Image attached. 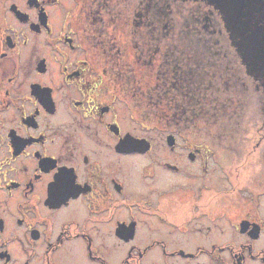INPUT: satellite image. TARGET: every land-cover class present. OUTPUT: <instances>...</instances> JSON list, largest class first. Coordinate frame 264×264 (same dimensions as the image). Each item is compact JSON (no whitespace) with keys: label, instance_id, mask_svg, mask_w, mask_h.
I'll return each mask as SVG.
<instances>
[{"label":"flooded vegetation","instance_id":"1","mask_svg":"<svg viewBox=\"0 0 264 264\" xmlns=\"http://www.w3.org/2000/svg\"><path fill=\"white\" fill-rule=\"evenodd\" d=\"M118 1L127 0H0V264H264V178L212 196L206 183L161 184L183 173L176 156L203 178L211 162L237 171L217 159L224 154L213 152L206 128L193 136L189 126L206 122H178L158 98L141 100L161 93L144 92L142 76L160 75L132 52L114 71V39L128 43L127 19L105 20ZM229 1L248 26L264 27L262 0ZM152 2L157 22L175 16L163 28L174 30L176 53H187L191 78L206 70L246 81L256 101L264 29L232 40L227 26L237 34L245 26L231 25L214 0ZM130 78L140 86L129 88ZM136 172L154 183L136 190Z\"/></svg>","mask_w":264,"mask_h":264},{"label":"trees","instance_id":"2","mask_svg":"<svg viewBox=\"0 0 264 264\" xmlns=\"http://www.w3.org/2000/svg\"><path fill=\"white\" fill-rule=\"evenodd\" d=\"M117 5V8L107 12L109 18H105L106 24L113 27L125 26L121 20L127 19L125 24L128 43L120 36L114 39L116 46L112 50L115 59H118L113 62L114 71L115 69L116 72L121 71L122 54L127 50L132 52L137 60V66L144 72L160 75L159 79L155 80L153 88L160 89L161 93H157L156 96L152 92L144 93L142 98L145 99V103L152 104L155 97L159 99V104L165 107L167 115L172 112L176 114L178 122H206L203 125L189 126L193 136L200 137L202 129L204 131L206 128L213 152L233 155L217 158L223 160L226 168L231 171L237 168L236 163L246 160L245 157L242 159L235 154L254 152L259 154L260 157L254 161L258 163L255 166L256 172L252 173L250 178L256 179V185L263 183L261 182L264 178L261 172L263 167L259 166V162L264 164V82L263 85L259 84L256 87L254 103L249 101V86L243 80H223L220 83L224 90L219 93L220 87L216 89L214 84L216 79L206 77V70L203 78L194 72L192 74L194 78L189 76L185 58L187 53H176V46L172 43L174 32H169L174 30L163 28L164 25H174L175 16L161 14L157 22L152 0L118 1ZM126 8L128 13L123 16L121 11ZM192 18L193 24L205 25L202 17ZM107 27L108 25H105L102 29L103 33L105 30L108 32ZM157 27L159 29L156 35L152 29ZM185 40H188V36ZM129 81V88H138L132 78ZM243 98L246 101L242 103ZM155 104L157 103L154 102ZM163 113L166 112L162 111ZM195 130H198V133ZM259 167L260 170H257ZM241 168H247L246 162Z\"/></svg>","mask_w":264,"mask_h":264},{"label":"rangeland","instance_id":"3","mask_svg":"<svg viewBox=\"0 0 264 264\" xmlns=\"http://www.w3.org/2000/svg\"><path fill=\"white\" fill-rule=\"evenodd\" d=\"M178 18V15H176V19ZM178 23V22H177ZM139 75L141 76V74L139 73ZM216 81H215V86L216 89L219 88V93H221L222 90H224V87L221 86V83L223 80L221 78V76H216ZM215 78H212V80H215ZM142 82H141V87L143 88V91L145 92V90L150 89L154 86L155 84V78L151 75L148 76H142ZM136 86H140V83L137 82ZM118 87H120L118 85ZM226 90V89H225ZM133 94H131L132 96ZM142 100V97H141ZM130 124V123H129ZM206 124V123H205ZM179 152V151H178ZM177 152V155H180ZM162 153V151H161ZM163 156V154H161ZM228 156H232V155H228ZM224 157H227L226 154H224ZM237 157H241L242 159L245 157L246 160L243 162H238L236 163V171H237V176L233 173H231V175H228L227 172H220V169L218 166H216V164L214 162L210 163L209 166V173L207 175V177L203 178L200 177V171L198 170V165L195 163H191L189 162V160H187L184 157H179L176 156L174 157L175 159L177 158L182 167H183V173L176 175V176H169L168 181L162 182L161 184H165V185H172L173 182H176L177 184H185V185H200V183H206L209 188H211V190H209V196H212L215 193H219V195L222 194V192H229L231 191V186L235 185V183L238 181L240 182L239 184H249V183H254L256 185V179L254 178H250L251 174L256 172L255 166L258 164L257 162H254L256 160V158H259L260 155L257 153H251V154H246V153H239V156ZM225 159V158H224ZM136 171L139 169L141 162L143 161H138L136 160ZM246 162L247 168H241L244 163ZM259 166L263 167L261 170L264 171V164L262 162H259ZM260 170V167L259 169ZM137 173V177H136V183L134 182V184L132 183V185L135 187L136 190L142 191V190H146L148 187V185L153 184L154 181H148V180H144L142 181L140 179V177L138 176L139 172ZM264 174V172H263ZM162 175V173H161ZM135 177V176H134ZM67 214V212H66ZM73 215V212L70 214V216Z\"/></svg>","mask_w":264,"mask_h":264},{"label":"water","instance_id":"4","mask_svg":"<svg viewBox=\"0 0 264 264\" xmlns=\"http://www.w3.org/2000/svg\"><path fill=\"white\" fill-rule=\"evenodd\" d=\"M215 2H212V3H219L222 7H221V10H223L224 9V12L226 11L228 14H229V16H228V19L232 22V24L231 25H243V26H245L243 29L244 30H241V32H239L238 34L237 33H235V32H232V30H231V27L230 26H227V28H228V30L231 32V35H232V40H235L236 38L234 37V36H239V35H241V34H243L245 31H246V29L249 27H254V28H252V30H253V32L254 31H256V29L257 28H262V27H257L256 26V24L254 25V26H248V24L247 23H244L243 22V19L241 18V17H239L236 13H237V11H236V13H234V11H232V8H233V5H231V2L229 1V0H214ZM257 1H259V0H257ZM259 3V2H258ZM261 3H263V6H264V0H262V2ZM224 21H226V19L224 20ZM227 22V21H226ZM225 22V23H226ZM262 29H264V27L262 28ZM261 31H263V30H261ZM255 36V35H254ZM237 40V39H236ZM245 40H247V39H245ZM244 40V41H245ZM259 40V41H258ZM258 40H255V42H256V45L258 46V47H260V48H262L263 47V42H262V40H260V36L258 37ZM248 41V40H247ZM237 43V42H236ZM238 47H237V45H236V47H237V49L241 52V56L242 57H245V56H248L246 53H247V48H242L243 46H242V43H240V41H238ZM251 47H252V45H251ZM254 47V46H253ZM252 47V48H253ZM130 138V137H129ZM129 140V139H128ZM128 143H134V141H128Z\"/></svg>","mask_w":264,"mask_h":264}]
</instances>
